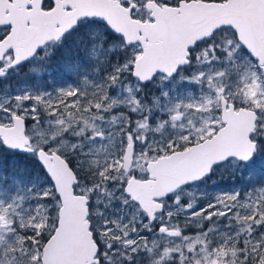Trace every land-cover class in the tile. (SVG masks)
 Here are the masks:
<instances>
[{"label": "snow or ice", "instance_id": "1", "mask_svg": "<svg viewBox=\"0 0 264 264\" xmlns=\"http://www.w3.org/2000/svg\"><path fill=\"white\" fill-rule=\"evenodd\" d=\"M0 264H264V0H0Z\"/></svg>", "mask_w": 264, "mask_h": 264}, {"label": "rangeland", "instance_id": "2", "mask_svg": "<svg viewBox=\"0 0 264 264\" xmlns=\"http://www.w3.org/2000/svg\"><path fill=\"white\" fill-rule=\"evenodd\" d=\"M212 181H215V184H213ZM212 181H209L207 186V190L212 194L221 190H231L238 186L237 180L231 177L227 172L217 173L212 177Z\"/></svg>", "mask_w": 264, "mask_h": 264}]
</instances>
